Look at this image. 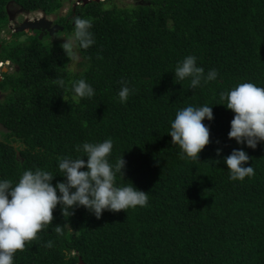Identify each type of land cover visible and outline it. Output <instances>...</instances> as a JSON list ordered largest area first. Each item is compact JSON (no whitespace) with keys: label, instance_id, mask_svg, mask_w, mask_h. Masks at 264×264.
<instances>
[{"label":"trees","instance_id":"obj_1","mask_svg":"<svg viewBox=\"0 0 264 264\" xmlns=\"http://www.w3.org/2000/svg\"><path fill=\"white\" fill-rule=\"evenodd\" d=\"M64 1L0 0V31L12 2L54 15L63 27L57 34L70 39L74 20L88 18L93 38L68 50L36 31L2 40L0 62L13 67L0 73V178L15 181L35 168L56 174L57 158L78 155L75 145L110 137V162L120 154L126 161L118 184L146 191L148 203L99 219L83 206L63 216L57 205L52 224L15 253L14 264H264V142L253 149L228 138L233 113L220 99L238 82L264 86V0H90L60 15ZM73 49L82 57L75 72ZM188 54L217 79L195 89L175 82L171 70ZM79 78L96 94L76 102L68 85ZM122 82L134 89L123 104ZM200 104H212L213 119L203 121L209 143L199 161L181 159L169 122L178 108ZM233 148L250 157L251 178H228L223 157Z\"/></svg>","mask_w":264,"mask_h":264},{"label":"clouds","instance_id":"obj_2","mask_svg":"<svg viewBox=\"0 0 264 264\" xmlns=\"http://www.w3.org/2000/svg\"><path fill=\"white\" fill-rule=\"evenodd\" d=\"M75 3V6L82 4L81 1L70 0L71 5ZM31 12H40L41 15L28 19L48 16L41 11ZM31 12L26 11L23 14L28 15ZM90 28V19L76 18L73 35L69 42L62 44V49L68 50L70 43H78L81 47L91 45L93 38ZM22 34L27 36L26 33ZM6 63L9 62H0L2 69ZM171 71L175 82L187 80L188 88L191 89L203 87L209 81H215L218 76L215 69L205 72L192 54L179 60ZM54 83L61 88L66 86L63 79L54 80ZM68 87L76 102L82 98H92L96 94L95 89L84 78L70 81ZM133 91L127 82H122L116 93L119 102L125 103ZM220 99L225 101L223 105L233 113L226 134L228 138L234 139L238 145L243 144L253 149L258 142H264V86H258L251 81L238 82L226 92H221ZM211 105L178 108L174 118L170 120L167 134L171 137L170 142L179 147L178 154L181 159L186 157L199 161L198 153L209 143V126L203 121L213 119ZM112 148L113 141L110 137L102 141H84L74 146L78 155L57 158L56 174L35 168L24 169L15 181L0 178V264H14L15 253L23 251L26 242L38 239L37 234L52 224L53 210L57 205L60 206L63 216L68 217L72 209L83 206L97 219L105 210L126 212L127 209L137 206H147L146 191L136 188L128 180L126 184H118L117 174L124 179L122 169L126 161L120 154L115 162H110ZM220 151L219 148L216 149L217 155ZM82 156L86 159H82ZM249 159L242 148H233L224 156L228 178L242 181L245 177L251 178L255 175L251 164L245 166ZM57 174L63 180L53 185L51 181ZM55 232L57 235L62 234V228L57 226ZM44 246L51 248L53 242L46 241Z\"/></svg>","mask_w":264,"mask_h":264},{"label":"rangeland","instance_id":"obj_3","mask_svg":"<svg viewBox=\"0 0 264 264\" xmlns=\"http://www.w3.org/2000/svg\"><path fill=\"white\" fill-rule=\"evenodd\" d=\"M72 1L75 2V0H71V2ZM117 1L119 4L133 3V0H117ZM69 6H70V0H65L63 3V6L61 7V9L59 11V14L65 15L66 12H68ZM16 8H18V7L14 3H12V2L8 3L7 11L12 14L11 17H13V14H14L13 11H16ZM20 13H22V12L18 10V12L15 14L16 16H14L11 19L9 18L10 20L7 19L8 20L7 24L9 26H11V28H13L16 24H18V22L20 23L24 19V18L21 19L22 14H20ZM40 15H41L40 12H31V13H28V15L25 16V18L28 19V17H33V16L38 17ZM46 17L50 18L51 20L54 19V15H48ZM9 32H10V28H8L6 25V27L0 32V43L4 39V37H3L4 34L5 33L10 34ZM46 40H48L49 42H58V43L62 44L64 42H69L70 38L66 37L62 33L57 34V32H56V33L52 34V36H47ZM70 56H71L70 60L68 61V68L73 72L78 71L80 69V62L82 60V57L80 56V54L75 49L72 50ZM4 66L6 67V71H10L13 67L10 63H6ZM1 69H2V66L0 64V72L2 71Z\"/></svg>","mask_w":264,"mask_h":264},{"label":"water","instance_id":"obj_4","mask_svg":"<svg viewBox=\"0 0 264 264\" xmlns=\"http://www.w3.org/2000/svg\"><path fill=\"white\" fill-rule=\"evenodd\" d=\"M81 1L82 4H85L89 2L90 0H77ZM97 1V0H96ZM75 4L72 5V10L75 9ZM26 12V11H24ZM63 27L57 23H53L51 19H47L44 16H41L39 18H32V19H27L24 18L14 29V31L21 33L26 30H35L38 31V38L41 39L44 34L52 35L56 33L57 31L62 30ZM26 38L25 34H20L18 36L19 41H23ZM6 68L3 67L2 72H5ZM1 79V76H0ZM1 127V126H0ZM71 232L76 233V230H72Z\"/></svg>","mask_w":264,"mask_h":264},{"label":"flooded vegetation","instance_id":"obj_5","mask_svg":"<svg viewBox=\"0 0 264 264\" xmlns=\"http://www.w3.org/2000/svg\"><path fill=\"white\" fill-rule=\"evenodd\" d=\"M71 6H72V5H71ZM6 7L8 8V4H7ZM17 7H18V6H17ZM75 7H76V6H75ZM18 10L22 12V13H20V14H22V18H21V19L25 18L26 15H24L23 13H26V12H24L25 10H23V9L20 8V7L16 8V11H13V12H14L13 17L16 16L15 14L18 12ZM15 12H16V13H15ZM11 15H12V14L8 12V20H10L11 18H13V17H11ZM9 18H10V19H9ZM28 18H31V17H28ZM8 20H7V21H8ZM17 22H18V21H17ZM18 24H19V22H18ZM18 24H16L13 28H11V26H9L8 24H6L7 27L10 28V32H9V33H10L11 35L5 33L4 36H3L4 39L10 40L11 38L14 37V34L18 33V32H16V31H14L15 27H16ZM1 31H2V30H1ZM1 31H0V32H1ZM22 33H26L27 35H33V34L35 33V30H27V31H23ZM20 34H21V33H19V35H20ZM37 34H38V31H37ZM12 35H13V36H12ZM44 35H48V34H44ZM44 35H43V36H44ZM51 36H52V35H51ZM1 42H2V41H1ZM0 46H1V43H0ZM1 72H2V71H1ZM1 95H2V94H1V92H0V97H1Z\"/></svg>","mask_w":264,"mask_h":264}]
</instances>
